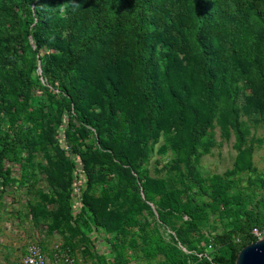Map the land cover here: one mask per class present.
<instances>
[{
	"label": "trees",
	"instance_id": "16d2710c",
	"mask_svg": "<svg viewBox=\"0 0 264 264\" xmlns=\"http://www.w3.org/2000/svg\"><path fill=\"white\" fill-rule=\"evenodd\" d=\"M62 6H66L63 13ZM36 61L46 86L36 76ZM195 83L199 96L193 94ZM253 83L264 108V0H0V108L10 119L23 122L17 125L15 149L10 144L0 151V164L6 158L7 163L19 165L21 178L26 176L29 136L41 129L44 120L55 134L58 125L72 127V121L92 127L103 149L99 157L105 160L99 169L89 168L80 156L91 192L83 193L78 218L87 233L97 228L112 236L114 251L135 227V236L144 233L138 236L143 239L138 247L143 256L162 254L169 259L167 264H235L239 251L252 242L250 228L264 222L260 218L264 196L248 209L241 195L231 203L227 191L234 181L218 182L215 177L212 186L204 189L196 166L200 140L219 111H229L238 138L243 137L237 101ZM35 86L47 96V106L40 101L31 104ZM89 90L98 95L102 113H92L85 105ZM129 93L142 105L145 125L132 155L127 151L128 140L118 137L115 145H108L100 137L117 103ZM199 102L208 108L206 119L200 120ZM167 116L177 120L179 146L186 151L180 180L171 185L151 180L148 185L144 168L150 143L157 139ZM114 163L121 167L117 191L102 185L99 196L95 182L106 184L101 175L108 176ZM75 167L70 162L67 170L76 178ZM43 170L64 192L63 203L68 204L73 180L66 177V169L59 174ZM4 174V181L14 182L10 167ZM179 183L182 191L176 187ZM193 187L198 193H192ZM115 194L126 208L119 217ZM151 203L159 221L174 229L173 244L186 252L172 245L166 253L162 241L154 244L156 250L152 248L144 232L150 223L139 220L144 210L153 216ZM230 205L242 211L234 218L237 227L205 238L201 228L208 220L206 209L218 206L228 213ZM66 213L69 216V208ZM170 216L173 221L167 219ZM221 248L226 253L219 254ZM115 260L113 264H118Z\"/></svg>",
	"mask_w": 264,
	"mask_h": 264
},
{
	"label": "rangeland",
	"instance_id": "374dc122",
	"mask_svg": "<svg viewBox=\"0 0 264 264\" xmlns=\"http://www.w3.org/2000/svg\"><path fill=\"white\" fill-rule=\"evenodd\" d=\"M30 45L34 48L31 39ZM26 57L28 60L31 59L29 53ZM36 63L38 67L36 76L39 77L41 85L46 86L45 80L40 77L39 61ZM90 65L93 63L91 62ZM18 66L20 67V63ZM49 88L51 92L58 93L52 87L49 86ZM199 92L200 89L195 83L193 94L199 96ZM257 94V86L253 83L241 93L237 101L239 133L243 136L241 139L238 138V132L230 122L229 111L218 112L211 127L206 129L205 137L200 140L199 154L201 157L196 166L199 176L205 181L204 189L212 186L215 177L218 182L234 181L235 185H230L227 195L231 203H234L235 198L241 195L240 200L247 204V209L264 196V108L261 107ZM38 101L48 105L45 93L39 86H35L31 104L35 106ZM169 103L173 105L170 100ZM85 105L92 113H102L99 97L91 90L88 92ZM116 107L110 125H104L100 137L108 145H115L118 137L128 140L127 151L129 155H132L144 132L143 107L139 100L130 93L126 94ZM219 107H223V102H219ZM198 108L202 112L200 120L206 119L208 108L202 102L198 103ZM176 121L170 116L164 118L157 139L150 143L151 152L144 168V180L148 185L151 180H161L169 185L174 180H180L179 171L183 168L182 160L186 151L182 152L184 148L179 146L178 134L181 129L174 126ZM185 121H189V118ZM22 124V121L16 122L10 119L0 108V151L10 144L12 149H15L19 130L17 125ZM53 124L57 125V121ZM72 124V127L66 124L58 125L55 134L49 123L44 120L41 129L30 133L29 139L32 142L28 150L30 154L25 155L30 161L29 171L23 178L20 177L19 165L7 163L6 158L2 160L0 164V167L2 166L0 172V264L16 263L24 253L26 245L32 242H37L42 247L49 264H63L52 252L55 245H61L76 264H113L115 259L118 264H167L169 259L162 254L153 257L143 256L138 249L143 239L138 236L142 237L144 233L135 236L137 234L135 227L130 229L132 233L127 234L125 242L117 251L111 247L112 236L97 228H92V233H87V229L78 218L83 193L91 192V187L86 185L81 159H85L89 168L99 169V164L105 158L99 157V152L103 149L95 130L79 121H72ZM68 146L71 147L69 152L67 151ZM3 153L8 154L6 151ZM70 162L75 163L74 172L78 175L76 178L74 173L70 174L67 170L70 168ZM7 167L11 169L10 177L14 182L9 180L6 182L3 179L6 177L4 172ZM43 169L50 170L53 174H59L63 171L62 169H66V177L69 176L73 180L68 204L63 203L64 192L56 186L54 179L49 178V174L44 173ZM120 172L121 167L114 163L110 166L108 176L105 177L102 173L100 179L105 178L107 183L97 181L94 185L99 196L102 185L117 191ZM176 187L180 191L184 189L182 183L177 184ZM191 191L198 193L194 187ZM116 195L119 217L124 214L126 208ZM203 201L211 203L208 197H203ZM105 207L111 209L108 205ZM149 207L154 213L153 216L144 210L139 220H142V223L145 221L150 223L144 232L148 234L152 248L156 250L154 244L162 241L164 244L162 247L166 253L171 252L168 247L172 245L186 252L178 243L173 244L171 236L175 234L174 229L162 224L161 220L159 221L158 213L152 203ZM68 208L72 220L67 216ZM239 208L230 205L228 213L218 206L206 209L208 220L201 228L205 238L235 229L237 223L234 218L242 212ZM260 214V218L264 219V207H260ZM167 219L174 220L171 216ZM176 221L181 224L178 217ZM201 247L203 245L198 246L197 249ZM218 251L219 254L226 253V249L221 248Z\"/></svg>",
	"mask_w": 264,
	"mask_h": 264
},
{
	"label": "built area",
	"instance_id": "2783aa9c",
	"mask_svg": "<svg viewBox=\"0 0 264 264\" xmlns=\"http://www.w3.org/2000/svg\"><path fill=\"white\" fill-rule=\"evenodd\" d=\"M248 235L252 241L251 243L263 240L264 222L252 226ZM236 242H240V239L236 238ZM52 252L56 258L63 262V264H76L74 259L68 254V252L63 250L61 245H55ZM14 264H49V261L43 252L42 247L37 242H32L26 245L25 252Z\"/></svg>",
	"mask_w": 264,
	"mask_h": 264
},
{
	"label": "water",
	"instance_id": "95a60500",
	"mask_svg": "<svg viewBox=\"0 0 264 264\" xmlns=\"http://www.w3.org/2000/svg\"><path fill=\"white\" fill-rule=\"evenodd\" d=\"M235 264H264V239L243 247L236 257Z\"/></svg>",
	"mask_w": 264,
	"mask_h": 264
},
{
	"label": "clouds",
	"instance_id": "9594fccd",
	"mask_svg": "<svg viewBox=\"0 0 264 264\" xmlns=\"http://www.w3.org/2000/svg\"><path fill=\"white\" fill-rule=\"evenodd\" d=\"M74 4H75V3H74ZM65 7H66V6H62V7L59 9L61 13H63V12L65 11Z\"/></svg>",
	"mask_w": 264,
	"mask_h": 264
},
{
	"label": "crops",
	"instance_id": "0c3cea01",
	"mask_svg": "<svg viewBox=\"0 0 264 264\" xmlns=\"http://www.w3.org/2000/svg\"><path fill=\"white\" fill-rule=\"evenodd\" d=\"M24 252H25V250H24Z\"/></svg>",
	"mask_w": 264,
	"mask_h": 264
}]
</instances>
